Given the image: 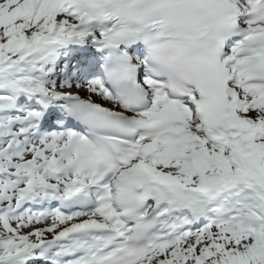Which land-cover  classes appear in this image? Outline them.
I'll return each mask as SVG.
<instances>
[{
    "label": "snow or ice",
    "instance_id": "snow-or-ice-1",
    "mask_svg": "<svg viewBox=\"0 0 264 264\" xmlns=\"http://www.w3.org/2000/svg\"><path fill=\"white\" fill-rule=\"evenodd\" d=\"M0 264H264V0H0Z\"/></svg>",
    "mask_w": 264,
    "mask_h": 264
}]
</instances>
